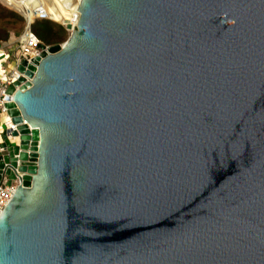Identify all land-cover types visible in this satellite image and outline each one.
Returning <instances> with one entry per match:
<instances>
[{
	"label": "water",
	"instance_id": "1",
	"mask_svg": "<svg viewBox=\"0 0 264 264\" xmlns=\"http://www.w3.org/2000/svg\"><path fill=\"white\" fill-rule=\"evenodd\" d=\"M76 10L8 90L0 264H264V0Z\"/></svg>",
	"mask_w": 264,
	"mask_h": 264
},
{
	"label": "built area",
	"instance_id": "2",
	"mask_svg": "<svg viewBox=\"0 0 264 264\" xmlns=\"http://www.w3.org/2000/svg\"><path fill=\"white\" fill-rule=\"evenodd\" d=\"M25 26L18 37L12 41H0V156L6 154L4 147H1L6 141L12 145L18 144V136H14L13 132L17 130V124L13 122L12 116L9 114V101L13 92H9V88L22 76L18 71V66L22 60L30 62V59L38 55L40 49L38 44L41 41L33 33L31 25L36 20L49 19L44 15L35 17L33 21L28 22L26 17ZM26 80L30 78L25 77ZM18 89V87H15ZM8 177L4 174L0 180V213L13 196L17 186L21 184V179L16 177L7 184Z\"/></svg>",
	"mask_w": 264,
	"mask_h": 264
},
{
	"label": "rangeland",
	"instance_id": "3",
	"mask_svg": "<svg viewBox=\"0 0 264 264\" xmlns=\"http://www.w3.org/2000/svg\"><path fill=\"white\" fill-rule=\"evenodd\" d=\"M28 2L32 3V6L28 8V11L32 14V16H35L38 14L39 10L45 6V2L43 0H28ZM50 6L52 4H55L54 0H49ZM24 3H27V0H0V8L4 10H8L10 12H13L19 16L22 17V21H15L13 18H2L0 19V26L5 28L7 32V40L6 41H12L16 37L20 35L22 32L24 26H25V19L24 15H26V8L24 6ZM54 13L53 14H48V16L54 18ZM49 23L53 24H60L52 19H43ZM42 21V20H40ZM65 30V29H64ZM1 34V32H0ZM69 36V31L65 30V34L61 37L60 36V42L59 44L63 43L67 37Z\"/></svg>",
	"mask_w": 264,
	"mask_h": 264
},
{
	"label": "trees",
	"instance_id": "4",
	"mask_svg": "<svg viewBox=\"0 0 264 264\" xmlns=\"http://www.w3.org/2000/svg\"><path fill=\"white\" fill-rule=\"evenodd\" d=\"M46 4L43 6L41 10H39L38 14L34 16H40L44 15L49 19H52L54 21L55 18L48 16V14H53L50 11V2L49 0H43ZM2 18H13L15 21H22V17L10 12L8 10H4L0 8V19ZM31 29L33 33L37 36V38L44 43L45 45H54V44H59L60 42V36L62 37L65 34V28L61 24H53L49 23L45 20H36L34 23L31 25ZM0 41H6L7 40V32L5 28L0 26Z\"/></svg>",
	"mask_w": 264,
	"mask_h": 264
},
{
	"label": "bare ground",
	"instance_id": "5",
	"mask_svg": "<svg viewBox=\"0 0 264 264\" xmlns=\"http://www.w3.org/2000/svg\"><path fill=\"white\" fill-rule=\"evenodd\" d=\"M26 1V0H25ZM30 1V0H29ZM55 4L50 6V11L54 13V18L59 22H74L77 14V4L80 0H54ZM26 15H24L28 22L33 21L34 16L28 11V8L32 6L31 2L24 3Z\"/></svg>",
	"mask_w": 264,
	"mask_h": 264
}]
</instances>
